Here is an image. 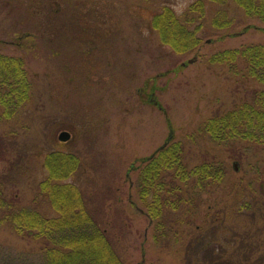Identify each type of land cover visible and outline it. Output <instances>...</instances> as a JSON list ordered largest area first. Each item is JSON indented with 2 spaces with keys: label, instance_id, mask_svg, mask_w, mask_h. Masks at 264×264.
<instances>
[{
  "label": "rangeland",
  "instance_id": "374dc122",
  "mask_svg": "<svg viewBox=\"0 0 264 264\" xmlns=\"http://www.w3.org/2000/svg\"><path fill=\"white\" fill-rule=\"evenodd\" d=\"M196 1L0 0V53L23 59L31 84L14 116L4 118L0 105V185L17 207L57 216L39 185L49 176L48 154H73L79 168L63 183L81 190L126 264H264V143L217 144L198 133L263 89L245 62L212 58L264 45V21L233 0H205L188 13L190 28L201 26L199 49L177 54L150 20L165 6L182 18ZM172 132L190 166L220 162L228 174L186 216L191 223L157 242L131 167ZM14 233L0 227V263L41 249Z\"/></svg>",
  "mask_w": 264,
  "mask_h": 264
},
{
  "label": "trees",
  "instance_id": "16d2710c",
  "mask_svg": "<svg viewBox=\"0 0 264 264\" xmlns=\"http://www.w3.org/2000/svg\"><path fill=\"white\" fill-rule=\"evenodd\" d=\"M206 1L223 4L227 0ZM233 1L247 16L264 21V0ZM203 6L205 0H197L182 18L165 6L150 20V26L160 41L177 54L197 52L201 45L197 29L201 26L191 29L194 20L188 13L201 11ZM212 59L218 63L245 62L246 75L263 89L254 91L250 101L233 110L210 117L198 133L217 144L237 140L264 143V45L232 49ZM27 73L23 59L0 53V105L5 109L4 118L14 116L29 101L31 84ZM151 103L163 110L155 97ZM79 164L73 154L54 152L46 158L49 176L40 183L39 191L51 203L57 213L55 217L17 207L16 201L7 197L0 185V227L8 226L14 234L41 245L39 252L7 256L0 264H126L114 248L107 229L101 227L89 210L81 190L75 184L63 183L73 176ZM134 169L137 197L153 226V238L157 242L168 240L176 224L185 219L191 223L193 218L186 216L196 213L204 193L215 185L220 186L228 174L220 162L203 161L190 166L184 142L175 141L173 132L140 165L132 164L131 170Z\"/></svg>",
  "mask_w": 264,
  "mask_h": 264
},
{
  "label": "water",
  "instance_id": "95a60500",
  "mask_svg": "<svg viewBox=\"0 0 264 264\" xmlns=\"http://www.w3.org/2000/svg\"><path fill=\"white\" fill-rule=\"evenodd\" d=\"M69 137H70L69 133L63 132V133H61L59 138L62 139L63 141H65V140L69 139Z\"/></svg>",
  "mask_w": 264,
  "mask_h": 264
}]
</instances>
